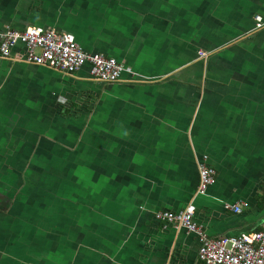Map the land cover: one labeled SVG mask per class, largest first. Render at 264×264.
Listing matches in <instances>:
<instances>
[{
  "label": "crops",
  "instance_id": "1",
  "mask_svg": "<svg viewBox=\"0 0 264 264\" xmlns=\"http://www.w3.org/2000/svg\"><path fill=\"white\" fill-rule=\"evenodd\" d=\"M256 15L264 0H0V32L69 33L126 69L104 83L0 55V264H201L194 233L154 219L191 204L210 238L261 230Z\"/></svg>",
  "mask_w": 264,
  "mask_h": 264
},
{
  "label": "built area",
  "instance_id": "2",
  "mask_svg": "<svg viewBox=\"0 0 264 264\" xmlns=\"http://www.w3.org/2000/svg\"><path fill=\"white\" fill-rule=\"evenodd\" d=\"M263 28V17L254 16L252 31L257 32ZM17 45L24 47L23 54L15 55L17 60L47 66L67 74H74L87 66L89 75L94 80L114 83L126 72L125 67L114 58L84 52L69 33L30 26L23 30L6 28L0 32V55H9ZM197 170L196 194L203 195L214 183L215 171L205 164H199ZM247 206L246 203H241L229 205L228 209L240 214ZM194 214L195 207L191 204L177 213L156 212L154 219L194 233L199 240L198 260L201 264H264V224L261 230L254 233L210 238L196 224Z\"/></svg>",
  "mask_w": 264,
  "mask_h": 264
},
{
  "label": "trees",
  "instance_id": "3",
  "mask_svg": "<svg viewBox=\"0 0 264 264\" xmlns=\"http://www.w3.org/2000/svg\"><path fill=\"white\" fill-rule=\"evenodd\" d=\"M261 201L264 202V196H262Z\"/></svg>",
  "mask_w": 264,
  "mask_h": 264
}]
</instances>
